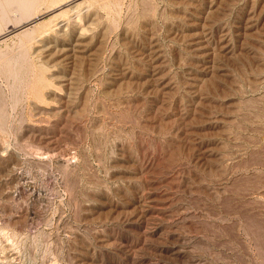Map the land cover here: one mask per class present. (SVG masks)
Instances as JSON below:
<instances>
[{
	"label": "rangeland",
	"instance_id": "rangeland-1",
	"mask_svg": "<svg viewBox=\"0 0 264 264\" xmlns=\"http://www.w3.org/2000/svg\"><path fill=\"white\" fill-rule=\"evenodd\" d=\"M0 1V264H264V0Z\"/></svg>",
	"mask_w": 264,
	"mask_h": 264
},
{
	"label": "bare ground",
	"instance_id": "bare-ground-1",
	"mask_svg": "<svg viewBox=\"0 0 264 264\" xmlns=\"http://www.w3.org/2000/svg\"><path fill=\"white\" fill-rule=\"evenodd\" d=\"M14 1H18V0H8V2L9 3H13ZM20 1H23V2H26V1H29V0H20ZM61 3V5L63 4V6H65L64 7V9L63 10H68V9H70V8H78V6L83 2V0H66V1H60ZM119 2V1H118ZM0 3H1V1H0ZM59 3V2H58ZM148 4V3H147ZM60 5V6H61ZM119 5V4H118ZM153 6V5H152ZM1 8H2V4H0V11H1ZM61 8V7H60ZM73 9V10H74ZM148 11V10H147ZM85 12V11H84ZM37 18V17H36ZM61 20V19H60ZM32 22H34V20L33 21H30V22H28V23H26L25 25H23V26H21V27H14L13 29H12V31L11 32H13V31H17V30H21V29H23V28H26V27H28V25H30ZM113 24H115V23H112V25ZM73 25H75V23L73 24ZM130 27V26H129ZM202 27V26H201ZM159 30V29H158ZM111 32V31H110ZM47 33V32H46ZM202 33V32H201ZM223 33V32H222ZM6 35H8V33L7 34H2V35H0V38H2V37H4V36H6ZM199 35V34H198ZM203 35V34H202ZM207 35V34H206ZM201 36V35H200ZM204 36V35H203ZM202 37V36H201ZM198 39V38H197ZM201 39V38H200ZM205 40V39H204ZM77 41V40H76ZM206 41V40H205ZM79 42V41H78ZM80 43V42H79ZM205 43V42H204ZM200 44H202V43H200ZM199 44V45H200ZM198 45V44H197ZM204 45V44H203ZM212 48V47H211ZM64 50V49H63ZM150 50V49H149ZM73 51V50H72ZM208 52V51H207ZM106 53V52H105ZM143 55V54H142ZM82 56V55H81ZM152 59V58H151ZM209 63V62H208ZM103 67V66H102ZM108 69V68H107ZM212 72V71H211ZM71 75V74H70ZM69 75V76H70ZM70 79V78H69ZM72 80V79H71ZM68 82V81H67ZM71 82V81H70ZM69 82V83H70ZM166 82V81H165ZM68 83V84H69ZM73 83V82H72ZM201 83H202V80H201ZM118 84V83H117ZM77 85V84H76ZM82 85V84H81ZM75 86V85H74ZM80 86V85H79ZM199 88V87H198ZM76 89V88H75ZM84 96V95H83ZM82 96V97H83ZM201 97V96H200ZM162 99V98H161ZM196 103V102H195ZM78 109V108H77ZM76 109V110H77ZM99 117V116H98ZM218 118V117H217ZM42 122V121H41ZM46 122V121H45ZM43 123V122H42ZM1 124H2V121L0 120V126H1ZM3 128V127H2ZM43 128V127H42ZM56 144H57V142H56ZM53 145V144H52ZM51 146V145H50ZM213 146V145H212ZM235 146V145H234ZM3 156V155H2ZM224 156V155H223ZM210 157V156H209ZM239 157V156H238ZM152 162V161H151ZM171 173V172H170ZM175 173V172H174ZM225 188V187H224ZM206 190V189H205ZM211 190V189H210ZM144 197V196H143ZM139 199V198H138ZM139 204V203H138ZM168 204V203H167ZM166 204V205H167ZM180 210V209H179ZM182 211V210H181ZM257 236H259V235H257ZM7 258L5 257V260H6ZM8 261V260H7ZM10 261V260H9ZM8 261V262H9ZM5 262V261H4ZM1 263V262H0ZM4 264V263H3Z\"/></svg>",
	"mask_w": 264,
	"mask_h": 264
}]
</instances>
